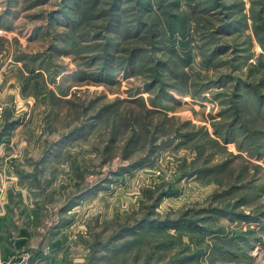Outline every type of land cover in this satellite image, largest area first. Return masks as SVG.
I'll use <instances>...</instances> for the list:
<instances>
[{
    "label": "rangeland",
    "instance_id": "1",
    "mask_svg": "<svg viewBox=\"0 0 264 264\" xmlns=\"http://www.w3.org/2000/svg\"><path fill=\"white\" fill-rule=\"evenodd\" d=\"M4 194L63 264H264V0H0Z\"/></svg>",
    "mask_w": 264,
    "mask_h": 264
},
{
    "label": "crops",
    "instance_id": "2",
    "mask_svg": "<svg viewBox=\"0 0 264 264\" xmlns=\"http://www.w3.org/2000/svg\"><path fill=\"white\" fill-rule=\"evenodd\" d=\"M19 193H21V190H19ZM20 195L28 198L26 194ZM7 197L8 195H3L4 200L0 210V264H16V262H21L22 259L28 256L33 260L38 256L36 258L37 264H63L64 261L60 260L63 249L59 252L58 248L56 252L52 250V253L48 254V247L44 245L45 243L48 245L49 241H57L52 236L55 233H51V237L54 239L50 236L45 240L44 238L36 237L37 231L40 233V228L33 221L30 224L20 221L18 212L9 210L11 203ZM23 205L24 207L22 205L19 207L23 209H32L34 207L33 202L27 201V199H24ZM56 246L58 247L59 244Z\"/></svg>",
    "mask_w": 264,
    "mask_h": 264
},
{
    "label": "built area",
    "instance_id": "3",
    "mask_svg": "<svg viewBox=\"0 0 264 264\" xmlns=\"http://www.w3.org/2000/svg\"><path fill=\"white\" fill-rule=\"evenodd\" d=\"M16 264H35V261L31 257H26L22 259L21 262H16Z\"/></svg>",
    "mask_w": 264,
    "mask_h": 264
}]
</instances>
